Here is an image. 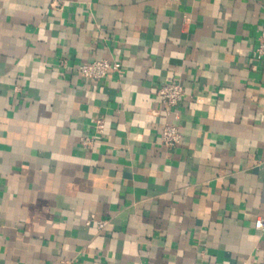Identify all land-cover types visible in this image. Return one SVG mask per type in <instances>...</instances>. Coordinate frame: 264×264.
Wrapping results in <instances>:
<instances>
[{
	"label": "crops",
	"instance_id": "1",
	"mask_svg": "<svg viewBox=\"0 0 264 264\" xmlns=\"http://www.w3.org/2000/svg\"><path fill=\"white\" fill-rule=\"evenodd\" d=\"M263 26L264 0H0V264H264Z\"/></svg>",
	"mask_w": 264,
	"mask_h": 264
},
{
	"label": "built area",
	"instance_id": "2",
	"mask_svg": "<svg viewBox=\"0 0 264 264\" xmlns=\"http://www.w3.org/2000/svg\"><path fill=\"white\" fill-rule=\"evenodd\" d=\"M256 51L259 57H264V26L258 36V45ZM77 71L86 79L97 80L108 76L111 73L121 74L120 65L115 61L108 59H96L85 62L77 66ZM156 95L164 106L166 116L175 113V109L183 101L185 90L179 81H169L156 87ZM96 132L102 133L104 128L103 119L96 120ZM182 141V133L176 123L169 120L164 121L161 132V142L169 147L177 146ZM94 144L90 138H85L82 145L89 147ZM99 229L105 227L107 220L92 218ZM255 228L264 231V216H259L254 222ZM61 264H73L72 260H63Z\"/></svg>",
	"mask_w": 264,
	"mask_h": 264
}]
</instances>
